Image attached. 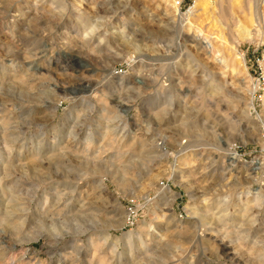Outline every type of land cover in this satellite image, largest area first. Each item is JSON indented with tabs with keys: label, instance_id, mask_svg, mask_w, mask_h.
Masks as SVG:
<instances>
[{
	"label": "rangeland",
	"instance_id": "1",
	"mask_svg": "<svg viewBox=\"0 0 264 264\" xmlns=\"http://www.w3.org/2000/svg\"><path fill=\"white\" fill-rule=\"evenodd\" d=\"M194 3L0 0V264H264V0Z\"/></svg>",
	"mask_w": 264,
	"mask_h": 264
},
{
	"label": "built area",
	"instance_id": "2",
	"mask_svg": "<svg viewBox=\"0 0 264 264\" xmlns=\"http://www.w3.org/2000/svg\"><path fill=\"white\" fill-rule=\"evenodd\" d=\"M194 1L195 0H172L174 3L175 9L178 12L179 16L184 20L190 18L194 13ZM257 66L259 71L262 72V68L257 60ZM256 97V95L253 94Z\"/></svg>",
	"mask_w": 264,
	"mask_h": 264
},
{
	"label": "bare ground",
	"instance_id": "3",
	"mask_svg": "<svg viewBox=\"0 0 264 264\" xmlns=\"http://www.w3.org/2000/svg\"><path fill=\"white\" fill-rule=\"evenodd\" d=\"M194 5H195V3H194ZM244 33L246 34L245 37H248V38H249V36H250L249 32H248L247 30H245ZM205 45H207V47L210 48V44H208L207 42L205 43ZM207 47H206V48H207ZM209 50H210V49H209ZM117 106H118V107H121V106H123V104H121L120 102H117ZM229 159H230V160H229L230 163H232V164L236 163V159H235L234 157H231V158H229ZM7 215H8V214H5V216H7Z\"/></svg>",
	"mask_w": 264,
	"mask_h": 264
}]
</instances>
